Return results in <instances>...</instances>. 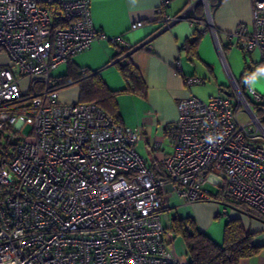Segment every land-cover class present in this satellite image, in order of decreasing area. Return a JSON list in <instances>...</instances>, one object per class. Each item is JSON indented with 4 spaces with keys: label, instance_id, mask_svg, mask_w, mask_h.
<instances>
[{
    "label": "built area",
    "instance_id": "built-area-1",
    "mask_svg": "<svg viewBox=\"0 0 264 264\" xmlns=\"http://www.w3.org/2000/svg\"><path fill=\"white\" fill-rule=\"evenodd\" d=\"M200 3L164 16L166 27L199 23L190 15ZM250 4V28L227 38L257 51L264 71V0ZM203 6L202 25L214 30ZM102 38L129 47L94 28L90 0H0V52L11 63L0 65V264H178L163 213L173 197L209 199L210 176L225 201L264 215V95L232 80V95L218 87L207 100L181 99L173 151L150 167L135 150L138 127L95 103L59 101L52 70ZM25 76H35L28 92Z\"/></svg>",
    "mask_w": 264,
    "mask_h": 264
},
{
    "label": "crops",
    "instance_id": "crops-1",
    "mask_svg": "<svg viewBox=\"0 0 264 264\" xmlns=\"http://www.w3.org/2000/svg\"><path fill=\"white\" fill-rule=\"evenodd\" d=\"M190 1L90 0L94 28L106 37L122 35L129 46H136L127 55L139 70L145 87L142 91L119 92L116 99L122 124L140 129L142 134L135 150L150 167H159L160 161L173 151L172 125L178 119L177 106L181 99L189 95L203 99L215 89L217 92L218 87L223 88L222 92H227L229 85L224 70L232 79L230 69L235 72L239 68L240 58L239 51L229 43L227 34L235 31L240 23H245L248 28L251 26L250 0H218L211 14L214 30L202 25L204 19L200 14L190 15V18L200 20L199 23L184 20L166 27L164 16H174L182 12ZM137 21H141L142 25L131 29V24ZM197 29L202 31L196 44V55L193 56L187 53L184 45L194 38ZM141 45L143 47H138ZM123 48V45L102 38L74 55L71 63L85 70L98 71L111 90L120 91L126 87V81L116 62L124 61L125 56L119 54ZM242 56H245L244 53ZM63 64L66 69L58 76L64 75L68 63L58 65L52 74ZM189 76L202 77L205 81L188 85L185 79ZM254 76L256 81L258 75ZM74 86L78 93V87ZM75 99L71 94H59V101L62 100L60 102H76ZM217 182L215 176H210L209 183L205 185V190L210 194L209 199L219 202L212 206V212L199 202L184 203L173 197L163 213L164 224L169 223L172 228L173 215L179 218L189 217L201 232L220 243L207 229L211 219L216 217L219 211L226 214L227 219L239 217V214L233 211L232 206L214 197L219 190ZM209 186L216 189L209 190ZM241 220L244 223L245 219ZM245 223L253 230L251 217L246 218ZM173 234L175 253L180 262H185V243L180 236L175 235L174 230ZM242 264H264V254L261 253L255 261L246 259Z\"/></svg>",
    "mask_w": 264,
    "mask_h": 264
},
{
    "label": "trees",
    "instance_id": "trees-1",
    "mask_svg": "<svg viewBox=\"0 0 264 264\" xmlns=\"http://www.w3.org/2000/svg\"><path fill=\"white\" fill-rule=\"evenodd\" d=\"M208 4L210 13L212 14L213 9L218 4V0H208ZM194 14H200L202 16L200 4L197 5ZM201 31L197 29L194 38L184 45L188 54L196 55L195 48ZM133 47H124L119 52V54L125 56L124 61L116 62L118 69L126 81V87L120 91L111 90L98 71L79 68L73 65L71 61L67 62V71L60 77V80L56 84L59 86V89L67 85H76L79 93L78 102L95 103L114 120L122 124L116 99L117 95L119 92L142 91L145 87L139 70L129 60L127 55ZM248 69H251L250 76L256 71H261L260 65L253 63L249 66L247 60H245L243 74ZM247 99L249 100L248 96ZM214 197L241 210L251 218L264 220V215L255 208L225 201L222 189H219ZM171 225L175 235L180 236L186 246L185 262L178 264H242V261L256 256L264 249V232L250 230L239 217L228 218L225 222L222 243L215 242L207 234L201 232L193 219L189 217L179 218L173 215Z\"/></svg>",
    "mask_w": 264,
    "mask_h": 264
},
{
    "label": "rangeland",
    "instance_id": "rangeland-1",
    "mask_svg": "<svg viewBox=\"0 0 264 264\" xmlns=\"http://www.w3.org/2000/svg\"><path fill=\"white\" fill-rule=\"evenodd\" d=\"M208 0H201V8H202V11L204 9V2L206 3V5H208ZM204 13V12H203ZM206 14V13H205ZM233 47H235L234 49H237V51H239L240 53V58H239V68H237V70L234 72L232 69H230V74L232 76V79L229 77L228 73L224 70V73H225V76H226V79H227V82H228V88L226 89V91L232 95V92L234 91V88H233V85H232V80H235L238 84V86L242 89L243 92H245L248 96H250L247 92V90L249 88H253L255 90H257L258 92H260L262 95H264V71H260L259 73L258 72H254V75L257 74L258 75V79L255 81L254 78L255 76L252 74L251 77H250V74H251V69H248L246 70V73L243 74V71L245 69V60H247L248 62V65L251 66L253 63H256V62H259L260 61V55L257 51H253L251 52L250 54H246L243 52L242 49H240L238 46H235L233 45ZM242 53H244L245 56L243 57L242 56ZM10 60L8 58V56L5 54V53H2L0 52V65H5V66H10ZM63 69H66V65L63 64L61 65V67H59L58 69H56L54 71V74H52V77H53V80L56 82H58V80H60V77L61 76H58V74L60 72H63ZM35 76H25V77H22L19 79V84H20V87H21V90L23 92H28L29 88H30V83H31V80L34 78ZM241 78L243 80H241ZM59 94L63 95V93H67V94H71L73 96V98L75 100H77L78 98V95L79 93H77L76 91V88L74 85H67V86H64V87H61L59 90H58ZM214 93L216 92V89L213 91ZM212 92V94H214ZM224 94V92H223ZM231 100L233 101V103L235 102V98L230 96ZM208 99V94L205 98H203V100H207ZM251 100V99H250ZM62 101V100H60ZM73 101H69V102H63V103H71ZM75 102V101H74ZM209 190H214L216 189V187L214 186H209L208 187ZM196 202H199L202 206L204 207H207L208 211L212 212V207L213 205H216L217 202L216 201H213V200H199V201H196ZM219 203V202H218ZM233 211L235 213H238L239 214V217L240 218H243L246 220L249 219V216L242 212L241 210L237 209V208H232ZM245 220H244V223H245ZM251 220L253 221L254 223V227H252V231H257V230H261V231H264V220H259V219H256V218H251ZM227 221V215L226 214H223L222 211H219V213L217 214L216 217L212 218L209 225H208V230L209 232L211 233V236L217 240H219L220 243L223 242V229H224V224L225 222ZM245 226L247 228H249V225L248 223L246 224L245 223ZM257 227L258 229L257 230H254V228ZM177 240H180L177 238ZM178 243V242H177ZM261 253L264 254V249H262L260 251L259 254H257L256 256L254 257H251L249 259H251L252 261H255V258H258L261 256Z\"/></svg>",
    "mask_w": 264,
    "mask_h": 264
},
{
    "label": "water",
    "instance_id": "water-1",
    "mask_svg": "<svg viewBox=\"0 0 264 264\" xmlns=\"http://www.w3.org/2000/svg\"><path fill=\"white\" fill-rule=\"evenodd\" d=\"M225 93V95H229V93L228 92H224Z\"/></svg>",
    "mask_w": 264,
    "mask_h": 264
}]
</instances>
